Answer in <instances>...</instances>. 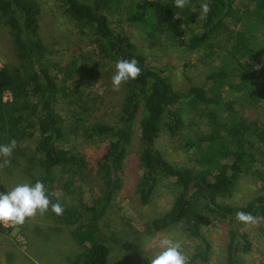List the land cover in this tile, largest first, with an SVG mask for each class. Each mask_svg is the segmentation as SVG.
<instances>
[{
    "label": "rangeland",
    "instance_id": "obj_1",
    "mask_svg": "<svg viewBox=\"0 0 264 264\" xmlns=\"http://www.w3.org/2000/svg\"><path fill=\"white\" fill-rule=\"evenodd\" d=\"M34 1L40 7L39 33L49 48V61L45 63L44 69H52L57 75L60 91L56 109L62 118V125L70 135L63 146L82 159L80 172L74 180L70 176L57 175L56 184L45 187L52 202L53 194L57 196L66 189H72L79 197L74 198L73 203H87L103 191L97 161L106 150L110 138L99 136L88 139L83 135L81 125L89 121L119 124L121 102L126 88L123 84L119 91H113L111 84L119 58L113 55L106 57L99 52L94 36L90 33L82 34L76 23L64 12L62 0ZM233 1L227 18L213 27L207 42L196 49L189 48L188 38L192 33L202 31L200 20L189 24L182 39H173L165 32L151 27V19L141 22L129 20L130 12L145 4L143 0H113L108 18L115 31L125 32L135 50L144 55L154 67L162 70L176 91L186 92L190 86L200 85L205 87L211 97H215L217 93L222 95L215 112H210L203 103L195 108L193 104L187 103L188 110L182 116L190 130H198L203 134L211 131L215 134L221 121L228 124L233 119L240 121L228 133L229 136L225 137H245L242 145L249 155L247 157L255 159L250 169L238 178L233 196L217 197L216 201L245 205L258 192L264 191V90L255 87L258 93L250 98L245 95L246 76L225 77L222 71L233 68L236 56L240 63L255 73L264 61V34L261 26L251 31V24L248 23L251 19L249 20V13L242 4L245 0ZM204 2L205 0H189L186 11L188 14L198 11L201 13V4ZM147 17L146 13L145 18ZM247 39L249 41L246 46H240ZM243 49L255 53L254 60L250 61L248 54L240 56ZM73 61L76 62L77 70L65 82L62 71L68 70L69 63ZM4 65L15 67L19 65V61L9 29L0 23V68ZM221 80L226 81L223 87L219 86ZM31 88L32 86L24 87L25 103L33 99ZM12 96L11 89H6L1 94L0 131L17 141L12 157L19 159L22 164H28V168H15L14 160L11 161L8 169L0 171V192L10 191L20 183H30V169L33 173L37 172L29 163H34L39 155L38 132L27 133L18 121L8 117L5 102L11 101ZM171 109L174 107L171 106ZM223 111L229 118L224 117ZM142 112L143 106L139 105L131 121L132 141L119 175L120 187L97 220L98 235L109 248L107 264H149L148 258L157 254L159 242L165 237L179 240L183 253L189 258L196 243L185 230L184 224L164 230H155L152 226V219L167 211L175 199L178 192L175 179L161 175L149 203L143 205L137 198V185L142 180L143 169L138 160L142 146L139 130ZM247 130L252 132L246 133ZM183 139V142L180 141L177 135L171 133L168 125H164L154 146L171 163L200 166L194 150L186 147L189 146V137ZM226 142L230 150L226 148L225 153L239 149V146L229 143L230 141ZM229 157L228 155L224 159ZM61 204L64 212L60 216L49 211L27 221L23 226L2 225L4 229L0 230V264H67L68 259L78 255L83 250L80 241L89 235L90 231L85 225L92 216L84 209L71 208L68 202ZM198 217L201 230L211 245L208 264H226L227 245L232 237L226 218L215 212L205 214L200 207ZM257 219L255 218L254 223L236 222L235 256L241 264H264V223ZM242 242L249 243L248 251L243 250Z\"/></svg>",
    "mask_w": 264,
    "mask_h": 264
},
{
    "label": "trees",
    "instance_id": "obj_2",
    "mask_svg": "<svg viewBox=\"0 0 264 264\" xmlns=\"http://www.w3.org/2000/svg\"><path fill=\"white\" fill-rule=\"evenodd\" d=\"M112 1L62 0L64 12L76 23L82 34L90 33L94 36L96 46L103 56L113 55L119 60L134 58L141 68L138 79L129 80L124 84L126 92L121 102L119 124L89 121L81 125L82 133L88 139L99 136L110 138L106 150L97 161L103 185L101 194L87 203L80 201L73 203L74 198L79 197L72 189H66L57 196L53 194V203L57 202L59 197V202H68L71 208L84 209L92 216L85 225L90 231L89 235L80 241L83 250L72 259H68L67 264H107L109 248L98 235L97 220L103 215L114 193L120 187L119 175L127 148L132 141L131 121L139 105L143 106V112L139 120L142 146L138 160L143 169L142 180L137 185V198L143 205L149 203L161 175L175 179L178 185V192L171 207L161 216L152 219L153 228L164 230L180 223L184 224L187 233L196 240L193 252L188 258L189 264H208L211 245L201 230L198 207L205 214L215 212L226 218L232 233L227 245L226 264H241L235 256L236 222H239L236 214L249 213L264 223V191L258 192L245 205H230L216 201L217 197L233 196L238 178L250 169L255 159V157H247L246 149L242 145L245 137L235 135L225 137L240 124V121L233 119L231 125L221 121L215 134L212 131L203 134L198 130H190V126L185 123L182 116L183 112L188 110L186 104L191 103L195 108L203 103L208 106L210 112H215V108L223 98L222 95L217 93L215 97H211L205 87L200 85L190 86L186 92L176 91L162 70L154 67L144 55L135 50L133 42L125 32L115 31L111 27L108 12L114 4ZM143 1L144 9L141 7L131 11L129 20L141 22L151 19V27L165 32L173 39H182L190 23L201 21L202 31L192 33L188 38L190 49H196L207 42L213 27L227 18L234 3L233 0H205L210 4L211 11L202 18L199 11L188 14L187 6L183 9L176 8L174 0ZM242 4L249 13L251 22L248 23L251 24V31L261 26L264 34V0H245ZM146 13L147 18H145ZM39 14L40 7L34 0H0V23L8 27L15 55L19 61L18 66L4 65L0 68V97L4 90L11 89L12 100L5 102L8 117L18 121L27 133L38 132L39 155L34 163H29V166L36 168L37 172L33 173L30 169L29 173H32L30 183L34 184L39 180L45 185L53 186L58 181L57 175L70 176L74 180L80 172L82 159L77 153L63 146L70 135L62 125V118L56 109L60 91L57 75L52 69H44L45 63L49 61V48L39 33ZM248 41L247 39L240 46L245 47ZM242 51L240 56L248 54L250 61L254 60L255 53L252 54L247 49ZM235 58L233 68L230 71H222V74L233 78L246 76L245 95L253 98L258 93L255 87L264 90V61L253 73L240 63L236 56ZM76 70V62L69 63L68 70L62 71L63 80L69 81ZM225 84V80L219 81V86L223 87ZM27 86H32L30 93L33 99L29 103L24 102L23 96L24 87ZM71 101L73 102V98ZM171 106L174 109H171ZM223 113L225 118H229L224 111ZM164 125H168L171 133L177 135L182 142L185 140L183 137H189V146L186 147L194 150L196 161L200 166L171 163L155 149L154 141ZM251 132L246 131V133ZM191 133L192 136H189ZM10 140L11 137H6L0 131V145L7 144ZM226 140L239 146V149L225 153L226 148L230 150ZM228 155L230 157L224 159ZM11 161L15 168L18 166L23 169L28 168V164H22L17 158L12 157ZM3 229L0 225V230ZM242 244L243 250L248 251L249 243L242 242Z\"/></svg>",
    "mask_w": 264,
    "mask_h": 264
},
{
    "label": "clouds",
    "instance_id": "obj_3",
    "mask_svg": "<svg viewBox=\"0 0 264 264\" xmlns=\"http://www.w3.org/2000/svg\"><path fill=\"white\" fill-rule=\"evenodd\" d=\"M189 0H174L178 9L185 8ZM211 11L210 4H201V17L205 18ZM141 75V68L136 59H121L115 65V72L111 77L113 91H119L121 86L129 80H136ZM17 147V141L11 139L7 144L0 145V171L11 164V158ZM51 211L60 216L64 212L63 205L59 202L53 203L50 199L45 184L37 180L32 183H20L10 191L0 192V225L19 227L27 221L35 219L38 215L43 216ZM238 221L254 223L255 217L249 213L238 212ZM149 264H189L188 257L182 251L179 240L165 237L159 242V251L151 258Z\"/></svg>",
    "mask_w": 264,
    "mask_h": 264
}]
</instances>
